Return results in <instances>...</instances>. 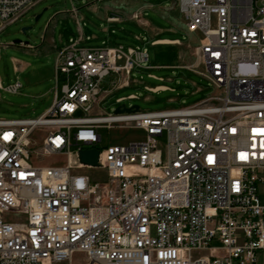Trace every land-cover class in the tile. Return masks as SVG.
<instances>
[{
  "label": "built area",
  "instance_id": "built-area-1",
  "mask_svg": "<svg viewBox=\"0 0 264 264\" xmlns=\"http://www.w3.org/2000/svg\"><path fill=\"white\" fill-rule=\"evenodd\" d=\"M39 1L0 0V30ZM175 5L187 31L200 33L195 72L214 89L203 100L90 114L104 79L116 85L148 55L74 43L57 52L51 105L37 118H0V264H255L264 256V0ZM21 87L0 82L9 93ZM114 125L145 138L96 148L99 128ZM82 148L98 150L97 165L79 161ZM51 156L66 162L39 163ZM93 169L106 178L86 173Z\"/></svg>",
  "mask_w": 264,
  "mask_h": 264
},
{
  "label": "rangeland",
  "instance_id": "rangeland-1",
  "mask_svg": "<svg viewBox=\"0 0 264 264\" xmlns=\"http://www.w3.org/2000/svg\"><path fill=\"white\" fill-rule=\"evenodd\" d=\"M134 1H146L156 8L168 6L173 0H41L19 20L1 29L0 82L2 87H7L19 81L22 87L17 93L0 90V118H37L51 105L55 89L57 52L70 43L75 42L84 46L117 43L135 46L130 34L135 28L125 20L126 9ZM74 7L80 18L79 23L73 13ZM95 7L110 10L109 13L120 16L123 23L109 24L99 21L94 12ZM114 10L116 12H112ZM152 14L160 18L157 13L147 12L148 16ZM101 26L110 27L114 35L107 37L102 34L99 29ZM83 33L86 34V41H80L81 37H84ZM106 40H110V43H106ZM14 41L20 43H13ZM150 64L153 62L150 61L141 68H134L129 75L131 83L126 86H119V83L111 85L108 82L109 77L104 79L103 88L107 91L97 97L90 114H114V110L120 104L126 107L138 105L142 111L179 108L201 101L214 92L210 81L196 72ZM196 67L202 70L200 65ZM159 84L168 85L173 90L152 92L144 88L145 85ZM130 94H135L136 98L128 99ZM118 98L123 100L117 101ZM98 133L101 135V141L95 145L98 149L108 144H127L145 138L141 129L117 125L111 128L101 127ZM42 136L43 130L40 128L33 133V139L38 142H41ZM38 160L44 165H62L66 162L64 156L44 157ZM86 173L97 180L106 178L103 170H86ZM263 198L261 195L260 200L263 201ZM73 258L81 261L79 253H75ZM263 263L264 256L258 252L255 264Z\"/></svg>",
  "mask_w": 264,
  "mask_h": 264
},
{
  "label": "crops",
  "instance_id": "crops-1",
  "mask_svg": "<svg viewBox=\"0 0 264 264\" xmlns=\"http://www.w3.org/2000/svg\"><path fill=\"white\" fill-rule=\"evenodd\" d=\"M148 11L157 13L160 18H157L154 14L148 16ZM94 12L97 16V19L101 22L109 24L123 23L122 18H120V16H118L117 14H110V10H101L95 7ZM112 12H116V10ZM73 13L75 14L76 20L79 23L80 18L76 14L77 9L75 7L73 8ZM125 14L126 22L132 24L135 28L134 31L130 32L135 46H125L121 43L113 45L106 44L97 46H79L95 48L122 45L134 50L145 51L148 55L147 63L150 61L153 62V64H150L151 66L177 67L179 69H185L193 72H195V69L201 70L196 67L199 64L195 56V48L199 44L200 33L187 31L183 16L175 5V0H173L168 6H161L156 8L152 7L151 4L147 3L146 1H134L133 3L128 5ZM111 17H117L118 20L112 21ZM99 29L100 32L107 37L114 35L110 27L101 26ZM83 35L84 37L82 36L80 41H86V34L83 33ZM74 43L75 42H72L69 45ZM106 43H110V40H106ZM51 49H53L52 46ZM130 73L128 75L121 74L120 81L118 82L119 86H126L131 83L129 79ZM144 88L152 92L165 89L173 90L172 87L162 84L155 86L145 85ZM130 95L135 96V94Z\"/></svg>",
  "mask_w": 264,
  "mask_h": 264
},
{
  "label": "water",
  "instance_id": "water-1",
  "mask_svg": "<svg viewBox=\"0 0 264 264\" xmlns=\"http://www.w3.org/2000/svg\"><path fill=\"white\" fill-rule=\"evenodd\" d=\"M20 43V41H14L13 43ZM140 107L138 105H132L130 107H126L124 104H120L114 110L115 113L119 112H132L139 111ZM98 158V150L96 148H82L78 151V159L80 162L88 164V165H97Z\"/></svg>",
  "mask_w": 264,
  "mask_h": 264
}]
</instances>
